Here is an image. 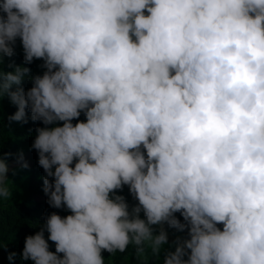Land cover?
I'll return each mask as SVG.
<instances>
[{
    "label": "clouds",
    "instance_id": "clouds-1",
    "mask_svg": "<svg viewBox=\"0 0 264 264\" xmlns=\"http://www.w3.org/2000/svg\"><path fill=\"white\" fill-rule=\"evenodd\" d=\"M11 165L26 264H264V0H0Z\"/></svg>",
    "mask_w": 264,
    "mask_h": 264
},
{
    "label": "trees",
    "instance_id": "trees-1",
    "mask_svg": "<svg viewBox=\"0 0 264 264\" xmlns=\"http://www.w3.org/2000/svg\"><path fill=\"white\" fill-rule=\"evenodd\" d=\"M18 170L28 171L17 165H11L6 182L9 184L13 182V187L10 186L9 189L12 195L0 198V244L4 245L0 248V264L29 262L22 261L19 252L23 248L25 235L33 233V225L41 214L32 202L31 184L21 178L22 173ZM11 251H15L17 256L10 262L7 257ZM106 259H109L111 264H124L125 253L112 255Z\"/></svg>",
    "mask_w": 264,
    "mask_h": 264
}]
</instances>
